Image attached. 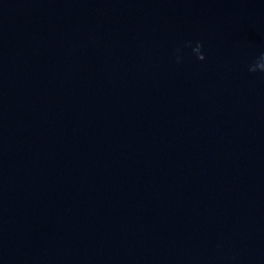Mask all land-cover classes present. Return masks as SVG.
<instances>
[{
	"label": "clouds",
	"instance_id": "clouds-1",
	"mask_svg": "<svg viewBox=\"0 0 264 264\" xmlns=\"http://www.w3.org/2000/svg\"><path fill=\"white\" fill-rule=\"evenodd\" d=\"M188 47H191V42H188ZM203 43L197 41L194 48H192V52L195 54L196 58L200 61H203L206 59L205 54L203 52ZM177 62H180V57H177ZM248 72L249 73H261L264 74V53H261V55L256 59L254 63H251L248 66Z\"/></svg>",
	"mask_w": 264,
	"mask_h": 264
}]
</instances>
